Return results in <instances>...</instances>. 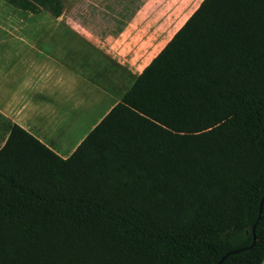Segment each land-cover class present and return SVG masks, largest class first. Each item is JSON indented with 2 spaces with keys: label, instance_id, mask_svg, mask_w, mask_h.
<instances>
[{
  "label": "trees",
  "instance_id": "1",
  "mask_svg": "<svg viewBox=\"0 0 264 264\" xmlns=\"http://www.w3.org/2000/svg\"><path fill=\"white\" fill-rule=\"evenodd\" d=\"M263 129L264 0H202L67 159L9 125L0 264H217L254 225L221 264H261Z\"/></svg>",
  "mask_w": 264,
  "mask_h": 264
},
{
  "label": "crops",
  "instance_id": "2",
  "mask_svg": "<svg viewBox=\"0 0 264 264\" xmlns=\"http://www.w3.org/2000/svg\"><path fill=\"white\" fill-rule=\"evenodd\" d=\"M188 2L167 0L149 17L148 8L139 9L126 21L121 37L145 53L142 67L96 46L95 31L76 29L70 24L81 22L61 15L29 13L13 30L1 27L0 148L9 125H17L67 159L182 26L173 31ZM49 23L62 25H41Z\"/></svg>",
  "mask_w": 264,
  "mask_h": 264
},
{
  "label": "rangeland",
  "instance_id": "3",
  "mask_svg": "<svg viewBox=\"0 0 264 264\" xmlns=\"http://www.w3.org/2000/svg\"><path fill=\"white\" fill-rule=\"evenodd\" d=\"M35 3L40 11L38 14L48 16H64L71 18L78 24L73 25L76 29L86 27L88 30L96 32V46L111 48V52L117 58H124L125 63H134L144 66L146 58L145 53L139 49L130 46V41L121 37L122 33L129 29L130 23H127L132 18L134 13L139 9H147L148 17L156 12L161 5H164L167 0H30ZM202 0H189L184 10L181 12L179 21L173 31L184 23L190 14L197 8ZM160 5L151 14L150 11L154 6ZM28 12L20 11L4 0H0V30L2 28L13 30L18 26L19 16L27 15ZM147 22L143 24L145 27ZM24 24H21L23 26ZM41 25H50L53 28L62 25V23H49ZM2 27V28H1ZM146 29V28H145ZM155 29V28H154ZM154 29H148L151 34ZM34 31H46L40 28H35Z\"/></svg>",
  "mask_w": 264,
  "mask_h": 264
},
{
  "label": "water",
  "instance_id": "4",
  "mask_svg": "<svg viewBox=\"0 0 264 264\" xmlns=\"http://www.w3.org/2000/svg\"><path fill=\"white\" fill-rule=\"evenodd\" d=\"M263 135H264V129H263ZM261 204H262V199L260 200V203H259V207H258V217H257V220L259 218V214H260V211H261ZM255 226V225H254ZM254 226L252 227L251 229V232H252V241H251V244L250 246H248L247 248H244V249H241V250H236V251H231V252H228L226 253L218 262L217 264H221L224 259L229 256V255H232V254H235V253H238L240 251H244V250H247V249H251L253 246H254V243H255V237H254Z\"/></svg>",
  "mask_w": 264,
  "mask_h": 264
}]
</instances>
